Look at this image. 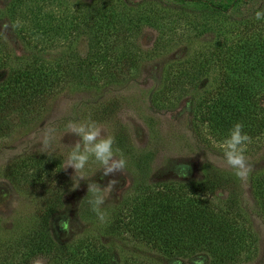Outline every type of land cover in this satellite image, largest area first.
<instances>
[{
    "label": "rangeland",
    "instance_id": "obj_1",
    "mask_svg": "<svg viewBox=\"0 0 264 264\" xmlns=\"http://www.w3.org/2000/svg\"><path fill=\"white\" fill-rule=\"evenodd\" d=\"M10 2H13L11 5L15 11L11 16L4 10L11 6ZM121 2L131 4V20L132 12L147 10L154 3L158 5L159 13L169 8L172 19L153 22L155 27L152 28L148 21L138 17L129 24L130 33L113 44L111 50L104 51L107 41L89 36L85 25L80 26L87 22L90 10H116L121 14L125 11L119 8ZM257 4L256 0H0V82L3 83L7 74L26 58L29 62H33L30 60L33 58L35 64L47 67L57 77L53 89L38 97L35 103L39 104L38 109L32 112V120L20 123L15 113L7 114L11 122L10 132L0 137V170L7 174L0 175V217L5 220V225L10 226L16 220L19 223L33 214L39 198L44 196V189L64 204L59 212L62 215L57 214L53 221V237L58 241H66L84 228L92 229L78 215L79 204L82 206L92 199V193H87L89 183L95 182L101 186L105 195L104 205H111L120 199H124L125 204L130 201V186L138 177L132 175L128 166L126 172L109 176L103 175L101 165L94 160H90L78 175L71 167L63 168L71 147L80 139L75 133L67 132L70 123L89 119L95 121L104 135L115 138L114 148L120 149L126 161L128 152L124 151L132 154L135 149L144 147L148 139L160 141L149 171L142 178L145 182L197 177V166L202 161L233 173L234 170L226 163L222 141L220 143L214 138L217 132L207 128L206 119H197L198 115H202V108L191 111L189 95L194 93L193 86L190 89L186 81L182 78L179 80L177 76L180 70L177 69L181 66L175 64L174 60L183 58L187 52L193 56L197 51L202 53L201 56L206 55V43L213 39L214 30L210 29L193 35L191 25L195 20L192 22L186 17L191 18L205 6H214L219 10L224 9V14L237 18ZM118 24H123L121 29L128 26L124 22ZM137 24L138 30L131 34V28ZM160 26H165L163 28L166 30L163 31ZM104 52H108L104 58L110 62L113 78L101 74L100 61H93V71L89 69L87 73L81 70L87 56L94 57ZM77 63L79 67H75ZM65 66L73 75L64 72ZM166 66L180 84L176 87L171 82L167 87L158 89L159 74ZM214 72L210 71L209 76ZM205 77L199 75L198 80L202 82ZM209 81L210 78L207 85ZM204 85H194V89H203ZM208 87L212 89V85ZM150 94L159 99L162 106L157 111H152L153 108L150 111L155 113L154 120L160 122L146 127L144 119L149 111L146 107L149 106ZM98 101L99 106L96 105ZM193 114L198 120L193 119V123L197 124L195 130L190 129L189 123ZM152 127L153 137L149 138ZM49 129L53 138L46 150L48 155L40 151V141ZM245 156L252 169L264 167V133L252 137ZM166 157L169 159L166 160ZM179 163L182 165H177ZM183 168H186L187 174L182 176L178 171ZM79 176L85 179H79ZM113 179L118 182L110 188L108 184ZM238 180L240 203L247 210V206L252 204L248 181ZM76 183H79L78 187L73 188ZM30 188L37 193L28 192ZM221 194V190L212 193L213 196ZM86 205L90 209L91 205ZM246 216L257 233L256 237L261 239L258 255L239 264H261L264 262V233L252 214ZM69 218L73 231L65 232L60 227V220ZM35 264H43V259L37 258Z\"/></svg>",
    "mask_w": 264,
    "mask_h": 264
},
{
    "label": "trees",
    "instance_id": "obj_2",
    "mask_svg": "<svg viewBox=\"0 0 264 264\" xmlns=\"http://www.w3.org/2000/svg\"><path fill=\"white\" fill-rule=\"evenodd\" d=\"M256 1V6L237 18L214 6H205L191 18L186 17L192 22L195 20L193 25L189 22L193 35L210 29L214 30L213 39L206 43V55L201 56L202 53L197 51L193 56L187 52L186 58L174 60L181 66L176 67L180 70L179 80L186 81L190 89L193 86L194 93L189 95L191 111L202 108V115L197 119H206L207 128L217 132L214 138L220 143L237 122L244 125L243 131L251 138L264 133V20L255 19V12L264 10V0ZM120 4L119 8L125 10L121 14L116 10H90L87 22L80 26L85 25L89 36L107 41L104 51L123 40L130 33L129 24L138 17L148 21L152 28L157 21L172 19L169 8L159 13L158 5L154 3L147 10L132 12L131 20V4ZM4 10L9 16L15 12L12 5ZM177 12L180 14L179 10ZM121 22L128 23L125 30L121 29L123 24H118ZM133 26L131 34L138 30L139 24ZM160 27L166 30L165 26ZM107 53L94 57L86 55L81 70L88 73L94 66L93 61H100L101 74L113 78L110 62L104 58ZM30 60L33 62L26 58L7 74L3 83L0 82V137L10 132L7 114L15 113L20 123L32 120V112L38 109L39 104H35L38 97L53 89L57 80L50 69L35 64L33 58ZM79 65L77 63L75 67ZM166 67L159 74L158 89L171 82L176 87L180 84ZM212 70L215 72L209 76ZM64 72L73 75L66 66ZM199 75H205L206 79L200 82ZM195 83L206 86L196 90L194 85L199 84ZM210 85L212 89L208 87ZM148 101L146 127L160 122L154 120V112L150 111L151 108L157 111L162 106L151 94ZM99 102L96 105L99 106ZM193 119L197 120L195 115L189 122L190 129L195 130L197 124ZM151 129L149 138L153 137L154 128ZM116 140L120 142L117 137ZM159 145L160 141L155 138L153 141L148 139L144 147L135 149L132 154L124 151L128 152L127 166L138 178L130 186L129 202L125 204L124 199H120L102 206L108 216L106 223H99L92 207L89 209L86 205L89 202L79 204L78 215L92 226L91 230L84 228L66 241L54 239L53 221L57 214L62 215L59 212L64 204L46 189L34 213L24 220L6 226L0 217V264H35L37 258L43 259V264H239L258 255L261 238L256 237L246 215L252 214L264 233V167L252 169L247 177L252 204L244 210L235 172L215 168L208 161L197 166V177L145 182L142 178L147 175ZM0 175L7 174L0 170ZM215 190H221L224 196H213ZM28 192L37 193L31 188Z\"/></svg>",
    "mask_w": 264,
    "mask_h": 264
},
{
    "label": "clouds",
    "instance_id": "obj_3",
    "mask_svg": "<svg viewBox=\"0 0 264 264\" xmlns=\"http://www.w3.org/2000/svg\"><path fill=\"white\" fill-rule=\"evenodd\" d=\"M256 20H264V10L255 12ZM7 27V25H5ZM244 125L237 122L229 131L228 137L223 142V152L227 165L232 168L235 175L240 179H247L252 170V165L249 164L245 152L247 145L252 142V138L243 131ZM67 132L75 133L80 139L71 147L68 154L67 162L63 168L71 167L75 171V175L80 174L88 165L90 160H94L101 165L104 176H109L116 172H126L127 161L123 157L120 149L114 148L115 138L111 135H104L103 130L95 121L88 120L86 122L70 123ZM52 130L49 129L43 139L40 141L42 145L40 151H46L52 140ZM186 168L178 171L180 175H186ZM79 179H85L79 176ZM118 181L113 179L109 181L108 187L112 188ZM76 183L73 188L78 187ZM87 193H92V199L89 204L92 211L96 213L101 223H106L108 216L106 211L102 209L105 203V195L101 186L95 182L89 183ZM60 227L65 232L73 231L71 221L69 219H61Z\"/></svg>",
    "mask_w": 264,
    "mask_h": 264
}]
</instances>
